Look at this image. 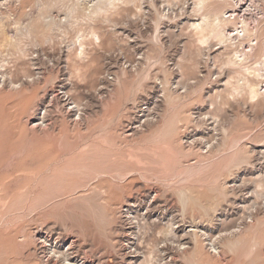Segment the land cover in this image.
<instances>
[{"label":"rangeland","instance_id":"374dc122","mask_svg":"<svg viewBox=\"0 0 264 264\" xmlns=\"http://www.w3.org/2000/svg\"><path fill=\"white\" fill-rule=\"evenodd\" d=\"M39 1L0 0V22L36 18L0 47V264H264V98L236 94L231 47L200 44L194 0L57 32Z\"/></svg>","mask_w":264,"mask_h":264},{"label":"bare ground","instance_id":"6f19581e","mask_svg":"<svg viewBox=\"0 0 264 264\" xmlns=\"http://www.w3.org/2000/svg\"><path fill=\"white\" fill-rule=\"evenodd\" d=\"M46 1L47 0H45V1L42 0V2H40L41 3L40 7L42 9L44 7L46 9V7L51 8V7H54L55 5L57 6L59 2H62V3L64 2L63 7L66 8V10L63 9L64 10V12H63L64 17L57 20V21H55L54 18L49 16L50 14H48V12L46 13L48 15L44 14L43 11H46L47 9L46 10L44 9L42 11L44 15L41 14L42 12L40 13V15L38 14V16H39L38 21L41 22L42 29L48 30L46 32H49V31L54 32V30H55V32H57L56 30L61 29L62 25L64 26L65 23L70 22V21H68V19L71 20L72 15L74 16L75 13H78V14L81 13V15H83L84 17H82L81 15H80V17L85 19L87 17L89 18V16L95 17V15H98L100 12L102 13L104 10L108 9L109 7H113L116 4V2H118V1L130 2V0H69V1L68 0H48L47 2ZM125 4H127V3H125ZM60 5H62V4H60ZM194 5H195L194 9H196L197 13L199 14V17L196 19V21H191L190 23H187V24L189 25V27L192 29L193 32L198 33V35L200 37V39H199L200 44H201V42L207 43L208 40L213 38L214 41L220 45V47H224L225 49L230 48V47L232 48L230 50V51H232V54H230L228 57H226L227 60L225 61L226 62L225 64L228 66V68L230 67L235 74V76H234L235 83H233L234 85L231 84V86L232 85H233L232 87L235 86L234 89H236V94L244 93V95H241V97L242 96L245 97V95H246L247 99H249L250 101H258L259 99H263L264 98V44H263L264 28H263V26H260V28L258 29L257 32H252L250 29H245V28L241 32H234L233 27L236 26L235 19H232L231 15H226L227 11L232 12V11L236 10L235 8L237 5L235 3H232V0H194ZM38 7H39V5H38ZM57 7H59V6H57ZM60 8H62V7H60ZM49 13H50V11H49ZM104 13L107 14L108 12H104ZM4 15L6 17V18H4V19H6V21L0 22V47L5 46V47H9V48L10 47L16 48V47H19L18 45L20 42L24 41L23 39L31 40L34 37L35 21H36L35 19L36 18L33 19L31 13H29L26 10H21L18 15H15L13 13H11L9 15H6V14H4ZM109 15H110V13H109ZM38 16H37V18H38ZM1 19H2V17H1ZM80 19L79 20L77 19V20L80 21ZM82 21H83V23H85L84 22L85 20H82ZM39 22H37V23H39ZM74 22H76V20L73 21V23ZM70 23L68 25H71ZM41 24H40V27H41ZM76 24H78V23H76ZM76 24H73V25H76ZM78 25H80V24H78ZM64 27H63V29H64ZM76 27H78V26H76ZM69 28H70V26H69ZM89 28L87 29V31L89 30V32H91L90 35L92 36V38H95V37L98 38L99 36H98V34H96L97 30L96 29L93 30L94 28L93 29H89ZM79 29H82V28H79ZM79 29H78V31H79ZM97 29H98V27H97ZM90 30H93V31H90ZM99 30H98V32H100ZM60 31H62V29ZM7 32H15V35H9ZM63 32H65V31H63ZM83 32H85V31L83 30ZM189 33H190V30H189ZM80 37H82V36H80ZM84 38L86 39V36ZM84 38H78V40L76 39L78 46L74 50L75 56H80L81 54L84 53V47L86 45V41L88 42V40L87 39L85 40ZM199 40H197V41H199ZM254 41H255V44L252 43ZM245 44L249 45L248 50L247 49L245 50L243 48V46H245ZM230 68H229V70H231ZM229 79H231V76ZM231 81L232 80H229L230 83H231ZM229 82H227V83L229 84ZM225 83H226V80H225ZM226 88H228V87H226ZM232 89H231V91L235 92V90H232ZM220 92H221V90L219 91V94L217 96L220 95ZM229 92H227V93H229ZM215 93H218V91H216ZM221 93H223V92H221ZM231 93H230V95H231ZM221 96H225V95L221 94ZM227 97H229V95ZM216 99H218V98H216ZM222 100H224V99L222 98ZM260 101H262V100H260ZM212 102H215V101H212ZM212 105H214V103ZM169 123H170V121H169ZM238 149L239 148H237V151H238ZM178 153L183 154V151L180 150V151H178ZM237 154L238 153L236 151L233 152L234 157H236ZM237 158H238V156H237ZM160 162L163 163L162 160ZM191 167H193V166H191ZM191 167L189 168L190 173H192ZM200 167H202V166H200ZM163 169L166 170L168 168L163 167ZM129 210H131L130 207H129ZM256 245H258V244L255 243L253 246H256ZM252 250H253V248H252ZM149 262L150 261L148 260L147 263H149Z\"/></svg>","mask_w":264,"mask_h":264},{"label":"built area","instance_id":"2783aa9c","mask_svg":"<svg viewBox=\"0 0 264 264\" xmlns=\"http://www.w3.org/2000/svg\"><path fill=\"white\" fill-rule=\"evenodd\" d=\"M232 3L237 5L236 10L227 11L226 15L235 19L234 32H241L244 28L257 32L260 26L264 28V0H232ZM252 43L255 44V41ZM243 48L248 50L249 45L245 44Z\"/></svg>","mask_w":264,"mask_h":264}]
</instances>
